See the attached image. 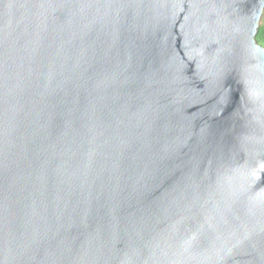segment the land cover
Instances as JSON below:
<instances>
[{"label": "water", "instance_id": "obj_1", "mask_svg": "<svg viewBox=\"0 0 264 264\" xmlns=\"http://www.w3.org/2000/svg\"><path fill=\"white\" fill-rule=\"evenodd\" d=\"M264 0H0V264H264Z\"/></svg>", "mask_w": 264, "mask_h": 264}, {"label": "trees", "instance_id": "obj_2", "mask_svg": "<svg viewBox=\"0 0 264 264\" xmlns=\"http://www.w3.org/2000/svg\"><path fill=\"white\" fill-rule=\"evenodd\" d=\"M256 41L259 45L264 47V13L260 21L258 33L256 35Z\"/></svg>", "mask_w": 264, "mask_h": 264}]
</instances>
